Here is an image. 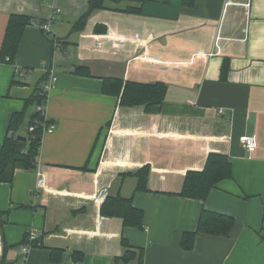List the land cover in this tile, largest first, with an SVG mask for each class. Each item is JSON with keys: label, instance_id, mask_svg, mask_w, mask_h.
I'll list each match as a JSON object with an SVG mask.
<instances>
[{"label": "crops", "instance_id": "0c3cea01", "mask_svg": "<svg viewBox=\"0 0 264 264\" xmlns=\"http://www.w3.org/2000/svg\"><path fill=\"white\" fill-rule=\"evenodd\" d=\"M89 2L0 0V152L12 117L24 114L25 137L37 109L27 102L57 79L42 103L55 130L43 132L36 167L0 184V264H17L30 230L39 244L26 264H124L126 250L142 255L130 264H264V0H104L76 30ZM12 15L32 24L2 62ZM106 78L164 83L165 100L123 106L103 93ZM212 154L230 161L231 178L206 200L181 196ZM114 198L132 200L142 227L102 213ZM202 210L236 226L184 250Z\"/></svg>", "mask_w": 264, "mask_h": 264}, {"label": "trees", "instance_id": "16d2710c", "mask_svg": "<svg viewBox=\"0 0 264 264\" xmlns=\"http://www.w3.org/2000/svg\"><path fill=\"white\" fill-rule=\"evenodd\" d=\"M104 0H90L88 12L75 25V29L82 28L86 19L94 10L103 8ZM32 24V19L24 15H12L9 19L4 41L1 49V61L10 58L15 60L24 31ZM229 70V61H225L222 67V79L225 80ZM78 74L90 75L84 68L77 69ZM102 91L106 95L120 98L121 105L128 107L145 106L150 110L155 106H161L165 100L167 87L164 83L138 84L132 82L124 83L117 78H106L103 82ZM44 89H37L36 94L27 102L37 106L47 99ZM24 114L14 115L9 125L8 137L5 139L0 152V184L11 183L18 169L31 170L36 167L39 149L41 146L44 126L50 124L45 117L36 111L31 117L29 128L35 127L33 132L29 131L25 141H18L17 131L20 127ZM232 176L230 161L222 156L212 154L208 157L205 169L202 172H191L188 174L181 196L199 200H206L216 185ZM147 176L141 174L139 190H146ZM105 216L119 217L124 220V225L130 227H142L143 212L135 209L130 199H110L103 208ZM236 220L232 217L202 210L196 232L186 233L183 236L182 248L192 250L198 235L206 234L211 236H229ZM26 239V237H25ZM124 244L127 245V243ZM128 247V245H127ZM52 261H59L61 251L53 250ZM58 255V256H57ZM142 261V255H137L132 250H126L124 255L116 260L124 264H130L133 260Z\"/></svg>", "mask_w": 264, "mask_h": 264}, {"label": "built area", "instance_id": "2783aa9c", "mask_svg": "<svg viewBox=\"0 0 264 264\" xmlns=\"http://www.w3.org/2000/svg\"><path fill=\"white\" fill-rule=\"evenodd\" d=\"M59 12V10H58ZM42 28L46 31L49 32V26L47 24L43 25ZM6 62H10V58H6ZM56 77H52V83L50 85H47L44 88V91L48 94L50 90L54 88L53 83L56 82ZM36 111L38 113H41L45 119L47 120L45 108L42 105L37 106ZM223 113V111H221ZM35 127H30L29 131L33 132ZM55 130V125L53 124H48L44 126V133H52ZM242 145L243 147L249 152L253 153L256 150V141L254 137H243L242 138ZM39 235L37 230H30L28 234L26 235V239L22 245L14 252L15 258L17 259V264H26L29 254L33 248H35L39 243H38Z\"/></svg>", "mask_w": 264, "mask_h": 264}, {"label": "water", "instance_id": "95a60500", "mask_svg": "<svg viewBox=\"0 0 264 264\" xmlns=\"http://www.w3.org/2000/svg\"><path fill=\"white\" fill-rule=\"evenodd\" d=\"M17 139H18V141H25L26 140V138L24 136H21V135H19L17 137Z\"/></svg>", "mask_w": 264, "mask_h": 264}, {"label": "rangeland", "instance_id": "374dc122", "mask_svg": "<svg viewBox=\"0 0 264 264\" xmlns=\"http://www.w3.org/2000/svg\"><path fill=\"white\" fill-rule=\"evenodd\" d=\"M34 111H35V110H34ZM28 134H29V128H27V125H26L24 135H25V136H28Z\"/></svg>", "mask_w": 264, "mask_h": 264}]
</instances>
